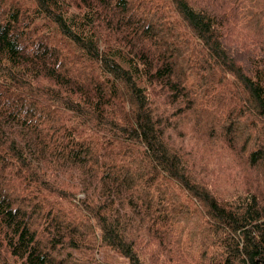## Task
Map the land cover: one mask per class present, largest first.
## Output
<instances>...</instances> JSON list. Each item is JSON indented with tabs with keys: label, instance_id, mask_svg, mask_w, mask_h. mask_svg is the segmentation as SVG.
Masks as SVG:
<instances>
[{
	"label": "trees",
	"instance_id": "trees-1",
	"mask_svg": "<svg viewBox=\"0 0 264 264\" xmlns=\"http://www.w3.org/2000/svg\"><path fill=\"white\" fill-rule=\"evenodd\" d=\"M257 49L264 0H0V264H264Z\"/></svg>",
	"mask_w": 264,
	"mask_h": 264
},
{
	"label": "rangeland",
	"instance_id": "rangeland-1",
	"mask_svg": "<svg viewBox=\"0 0 264 264\" xmlns=\"http://www.w3.org/2000/svg\"><path fill=\"white\" fill-rule=\"evenodd\" d=\"M30 21V20H29ZM26 22V24L29 23ZM33 28L35 29V31L39 32L38 38H41V30H44L46 32V34H51L52 38H53V42L55 41V39L57 38L56 36L53 37L56 34V30L54 28V26L45 21V23H40L38 26L36 25V23L33 25ZM55 45L59 48V50L63 53H68L69 51L73 50V51H77L76 48L74 46H72L70 44L69 41H67L66 39H60L58 40ZM256 54L257 55H264V50H260L257 49L256 50ZM224 89L227 93V98L229 100H234L238 97H240L243 94V90L239 84V82L232 76H228L227 79L225 80L224 84ZM179 251V247H175L174 248V254H176ZM159 252V248H151L149 249V251L147 252V254L153 258L154 260H156L154 258V255ZM96 257L98 258V260H103L104 262H108L110 264H128V261L125 257H123L121 254L111 250L110 248L107 247H101L98 251H96L95 253ZM159 260H164V256H161L159 258ZM191 261V260H190Z\"/></svg>",
	"mask_w": 264,
	"mask_h": 264
}]
</instances>
